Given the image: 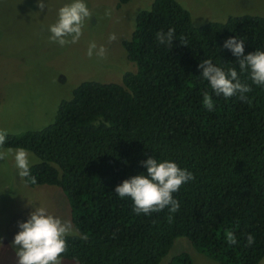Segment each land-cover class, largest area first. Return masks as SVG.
<instances>
[{"label": "trees", "instance_id": "16d2710c", "mask_svg": "<svg viewBox=\"0 0 264 264\" xmlns=\"http://www.w3.org/2000/svg\"><path fill=\"white\" fill-rule=\"evenodd\" d=\"M128 0H116V7ZM175 29L171 46L158 31ZM235 36L244 54L264 51V17L230 15L195 26L176 0H152L122 41L134 71L120 83L82 80L60 99L53 119L39 128L7 133L6 148H24L32 183L56 185L69 206L75 235L61 259L76 264H158L173 239L219 264H257L264 255V86H251L250 102L212 92L198 67L209 59L225 71L237 57L224 47ZM186 44V45H185ZM208 92L214 109L204 107ZM149 157L170 160L193 173L174 198L179 210L137 214L131 198L114 191L146 174ZM169 215L173 216L169 222ZM238 243L228 244L226 233ZM255 237L248 245L247 236ZM165 264H192L180 252Z\"/></svg>", "mask_w": 264, "mask_h": 264}, {"label": "rangeland", "instance_id": "374dc122", "mask_svg": "<svg viewBox=\"0 0 264 264\" xmlns=\"http://www.w3.org/2000/svg\"><path fill=\"white\" fill-rule=\"evenodd\" d=\"M152 0H128L116 7V0H84L92 17L86 20L76 43L60 46L51 42L49 26L58 19V10L71 0H45L39 9L37 0H0V130L7 133L39 128L53 119L60 99L69 98L71 89L82 80L120 83L124 71H134L126 59L122 41L129 39L134 18ZM184 6L195 26L207 21H223L230 15L251 14L264 17V0H176ZM110 11L111 15H106ZM116 39L110 41L109 36ZM106 49L104 58H89V44ZM16 148H0V151ZM28 152V151H27ZM29 153L30 164L38 159ZM37 207L71 221L66 197L56 185H28L18 175L12 154L0 160V264H17L12 246ZM189 254L192 264H219L196 251L183 236L173 239L158 264H165L180 253ZM62 264H76L62 259ZM257 264H264V255Z\"/></svg>", "mask_w": 264, "mask_h": 264}, {"label": "clouds", "instance_id": "9594fccd", "mask_svg": "<svg viewBox=\"0 0 264 264\" xmlns=\"http://www.w3.org/2000/svg\"><path fill=\"white\" fill-rule=\"evenodd\" d=\"M39 9L43 11L47 4L45 0H37ZM106 15H111L106 11ZM92 13L84 0H71L59 8L57 21L49 26V40L60 46L76 43L83 34L86 20H90ZM175 29L170 28L167 32L158 31L155 38L159 44L171 46L174 41ZM115 34L109 36V40H115ZM186 45V44H185ZM224 47L228 48L237 57L239 73L235 67L227 71L216 66L209 59L198 65L202 68L204 80L215 95L224 98L238 97L241 101L250 102L247 93L252 88L247 83H242L241 74H248V78L257 86H264V51L244 54V41L235 36L228 38ZM104 58L106 49L100 46L97 49L95 42L89 44L87 55ZM203 105L209 111L214 109V102L208 92L203 94ZM7 132L0 130V148L6 142ZM9 154L13 155L15 167L21 178H29L36 183V178L31 176L29 153L24 148H19L13 153L11 149L0 151V160L6 159ZM146 168V174L141 173L130 179H125L118 184L115 192L119 197L131 198L133 211L137 214H151L163 211L165 208L174 214L179 210V202L173 194L178 192L181 186L195 177L192 172L182 169L177 163L170 160H157L149 157L142 162ZM169 222L173 216L169 215ZM20 231L15 235L12 246L16 249L17 264H62V255L67 251L66 237L75 235L69 222L47 213L44 207H37L30 213L27 221L19 223ZM228 244L238 243L237 238L231 231L226 233ZM255 237L248 234L247 243H254Z\"/></svg>", "mask_w": 264, "mask_h": 264}]
</instances>
